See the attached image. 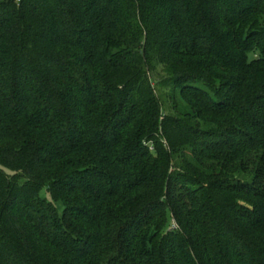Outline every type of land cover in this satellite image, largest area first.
Instances as JSON below:
<instances>
[{
  "label": "trees",
  "instance_id": "16d2710c",
  "mask_svg": "<svg viewBox=\"0 0 264 264\" xmlns=\"http://www.w3.org/2000/svg\"><path fill=\"white\" fill-rule=\"evenodd\" d=\"M0 264H264V0H0Z\"/></svg>",
  "mask_w": 264,
  "mask_h": 264
},
{
  "label": "rangeland",
  "instance_id": "374dc122",
  "mask_svg": "<svg viewBox=\"0 0 264 264\" xmlns=\"http://www.w3.org/2000/svg\"><path fill=\"white\" fill-rule=\"evenodd\" d=\"M41 195L42 196H45L46 195V192L44 190H42ZM174 225H175V222L173 221L172 226H174Z\"/></svg>",
  "mask_w": 264,
  "mask_h": 264
}]
</instances>
